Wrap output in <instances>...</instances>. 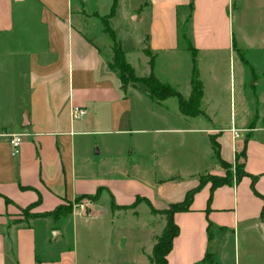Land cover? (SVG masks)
<instances>
[{
  "label": "crops",
  "instance_id": "obj_1",
  "mask_svg": "<svg viewBox=\"0 0 264 264\" xmlns=\"http://www.w3.org/2000/svg\"><path fill=\"white\" fill-rule=\"evenodd\" d=\"M114 2L0 0V264H77L71 231L75 218L89 217L75 211L65 221L51 213L81 197L106 199L105 210L118 219L138 216L145 206L147 222L136 230L146 235L139 247L143 263L152 264L167 224L153 210L182 202L202 173L225 176L223 162L242 164L246 174L214 190L205 183L190 210L173 214L180 231L167 264H208L212 228L264 221V20L255 36L239 28L250 11L264 19V0H116L111 14ZM182 10L188 11L185 28ZM117 20L125 37L117 35ZM117 43L135 74L142 56L143 77L153 72L186 98L193 65L190 78L188 70L163 76L158 59L189 54L193 61L194 52L203 114L182 115L178 99L172 103L176 97L156 103L138 84L123 83L109 67ZM75 106L88 110L83 119H73ZM176 133L206 134L215 161L204 172L179 170ZM14 134L23 138L15 157ZM27 209L38 216L28 218Z\"/></svg>",
  "mask_w": 264,
  "mask_h": 264
},
{
  "label": "rangeland",
  "instance_id": "obj_2",
  "mask_svg": "<svg viewBox=\"0 0 264 264\" xmlns=\"http://www.w3.org/2000/svg\"><path fill=\"white\" fill-rule=\"evenodd\" d=\"M250 12L249 19L246 23L242 22L239 28L242 29L243 33L253 34V36H255L258 35V31L264 19L262 15H256L254 11ZM187 13V10H182L180 12V27L185 28L183 21ZM232 16H235V26L238 27V12H233ZM130 22L131 25H136V20L133 17ZM118 24V20L115 21L114 26L118 37H125L124 33L121 31L122 28ZM125 44L127 47H131L128 43ZM181 47L186 48V44L181 42ZM252 53L254 52L248 51L247 55H252ZM178 57L167 58L166 54L161 53L158 59V73L163 75L165 71H173L175 75L181 77V75L183 73L185 74V71L188 70L190 78L193 65L191 56L189 54H180ZM140 58L139 65L138 63L136 65L138 70L136 75L138 77H143L148 67L143 64L144 58L142 56H140ZM200 63L202 64V61H200ZM225 70L224 67L223 71L226 76L224 95L226 103H230V95L228 93V88L230 86V69L227 68L226 73ZM184 81L182 78H178V82L182 86L181 90H186ZM138 85L141 89L148 92V88L144 84L138 83ZM172 103H176L177 105V98H173ZM172 137L173 140L176 141V144H173V160L179 170L186 172L189 171L191 167L192 170L203 171L209 163L215 161L207 154V147L209 150V144L206 140V134L176 133L173 134ZM223 168L225 169V175L228 174V176H231L233 179H236V176L240 174L236 166L223 164ZM202 174L200 179L203 180L215 176L209 172ZM106 201V199L100 200L96 197H81L72 201H67L59 209L51 213L59 219L65 218V221L68 220L70 214L75 211H83L86 216L89 217V222L84 221V214L75 218L71 231V241L74 243L77 264H145L141 256L143 253L141 249H139V247L141 248L140 241L145 238V234L138 235V230H136L137 226L143 225L140 221L147 222L145 206L140 209V214L138 216L133 217L127 214L125 218L118 219L117 216L113 218L111 212L110 214L107 213L105 209L108 205L106 203L109 202ZM172 204L168 205V207L163 210H153L155 214L159 213V216L156 217L159 219L161 225H165L168 219L167 212ZM31 210L32 209L26 210L29 217H37L38 214ZM111 220H114V224ZM254 224L255 223L250 224V222H243L235 230L230 228L225 230L212 228V255L208 257L207 263L264 264V221L258 226Z\"/></svg>",
  "mask_w": 264,
  "mask_h": 264
},
{
  "label": "trees",
  "instance_id": "obj_3",
  "mask_svg": "<svg viewBox=\"0 0 264 264\" xmlns=\"http://www.w3.org/2000/svg\"><path fill=\"white\" fill-rule=\"evenodd\" d=\"M116 6V0L113 4L111 14L114 12ZM103 24L105 31L108 33H112L111 28L106 19H103ZM153 59H151L150 63L152 64ZM109 67L117 72L122 80L123 83H142L148 88L149 96L154 100V102L159 103L163 102L164 100L170 97H176L179 101V111L182 115L185 116H197L203 114L201 109V100L203 96V83L199 78L198 66H197V59L196 55L193 52V72H192V91L189 97H185L180 91H178L174 86L167 82L161 81L153 72L147 77H138L131 65L126 60L125 52L123 51L122 47L117 43L114 47V56L111 62H109ZM214 150L219 158V145L213 143ZM241 157L245 158V153H241ZM239 159V158H238ZM237 159V161H238ZM223 162V161H222ZM221 162V163H222ZM224 165H226L223 162ZM236 167L240 174L236 176V181L246 173L242 169V164H236ZM253 178V189L254 183L256 181L255 177ZM234 179L231 176H211L208 179H201L200 184L198 187L190 190L187 193L186 198L182 202L174 203L171 205V208L167 212L168 219L166 227L161 236L157 238V242L153 249L152 257L150 258L152 264H167L168 263V255L173 247L174 239L179 235V226L174 222L173 214L179 211H188L190 210L191 204L193 202L194 194L200 190V188L207 182L211 183L212 190L216 189L219 186L225 184H231ZM255 190V189H254ZM261 198L264 196L260 195ZM25 215L29 217L28 213L25 211ZM41 216H45L41 215ZM262 218H264V207L261 214ZM212 253H207L204 262L208 261V257L211 256Z\"/></svg>",
  "mask_w": 264,
  "mask_h": 264
},
{
  "label": "built area",
  "instance_id": "obj_4",
  "mask_svg": "<svg viewBox=\"0 0 264 264\" xmlns=\"http://www.w3.org/2000/svg\"><path fill=\"white\" fill-rule=\"evenodd\" d=\"M88 113V110L84 107L75 106L72 109V117L73 119H83ZM235 135L238 137L237 131H234ZM23 138L20 134H14L11 137V155L17 156L20 153V147L22 144Z\"/></svg>",
  "mask_w": 264,
  "mask_h": 264
}]
</instances>
